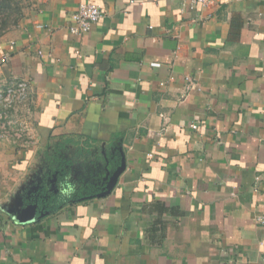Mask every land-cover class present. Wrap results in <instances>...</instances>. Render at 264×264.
<instances>
[{"label":"crops","instance_id":"0c3cea01","mask_svg":"<svg viewBox=\"0 0 264 264\" xmlns=\"http://www.w3.org/2000/svg\"><path fill=\"white\" fill-rule=\"evenodd\" d=\"M4 55L34 143L0 141V264H264V0H29ZM51 149L100 190L23 222Z\"/></svg>","mask_w":264,"mask_h":264},{"label":"trees","instance_id":"16d2710c","mask_svg":"<svg viewBox=\"0 0 264 264\" xmlns=\"http://www.w3.org/2000/svg\"><path fill=\"white\" fill-rule=\"evenodd\" d=\"M21 16L20 0H0V36L17 25ZM42 156L45 169L41 172L36 187L29 192L28 197L23 198V204H36L35 220L57 211L67 203L87 198L91 193L100 190V186L96 187L95 182L79 183L73 180L66 163L60 161L57 150H43Z\"/></svg>","mask_w":264,"mask_h":264},{"label":"rangeland","instance_id":"374dc122","mask_svg":"<svg viewBox=\"0 0 264 264\" xmlns=\"http://www.w3.org/2000/svg\"><path fill=\"white\" fill-rule=\"evenodd\" d=\"M28 2L29 0H20L22 15L28 8ZM20 19L22 20V16ZM20 83H22L21 79L0 82V93L2 94L0 101V141L7 140L13 146L20 145L21 148L22 146L32 147L34 140L32 132H30V123L33 121V116L30 107L27 109L31 97L28 93L26 98L22 99V89L19 88ZM20 172L22 174V171ZM10 175L13 176V173Z\"/></svg>","mask_w":264,"mask_h":264},{"label":"built area","instance_id":"2783aa9c","mask_svg":"<svg viewBox=\"0 0 264 264\" xmlns=\"http://www.w3.org/2000/svg\"><path fill=\"white\" fill-rule=\"evenodd\" d=\"M208 2L209 0H190L192 6H196V5L205 6L206 4H208ZM102 15L103 13L98 4L88 1L80 2L76 10L70 15L68 30L72 34H81L87 32L91 28L92 24L97 22L102 17ZM12 46H13V42L11 43V47ZM6 57L7 56L4 55L0 59L1 63L6 61ZM151 65L158 66L159 63L152 62ZM185 80H186V85L183 89L182 95L180 96V101H182L185 98V96L188 94L190 89L194 87L195 84L193 78L189 75L185 76ZM19 88L22 89V99L26 98L28 94L27 85L22 81V83L19 84ZM1 98H2V94L0 93V101ZM162 118H163V123L160 130L165 131L169 123V116L167 114H162ZM191 127L195 128L196 124H191ZM262 261L264 263V254L262 256Z\"/></svg>","mask_w":264,"mask_h":264},{"label":"water","instance_id":"95a60500","mask_svg":"<svg viewBox=\"0 0 264 264\" xmlns=\"http://www.w3.org/2000/svg\"><path fill=\"white\" fill-rule=\"evenodd\" d=\"M119 170V168H117V170H115L116 172ZM115 173V172H114ZM111 185H112V180L110 181V182H107V184H106V188L108 189V188H110L111 187ZM98 194H100V193H98ZM35 211H36V204H34V203H30L26 208H25V210L23 211L24 212V214H26L25 212H27V217H25L24 219H23V222H32V221H34L35 219H36V216H35Z\"/></svg>","mask_w":264,"mask_h":264},{"label":"flooded vegetation","instance_id":"af4514ba","mask_svg":"<svg viewBox=\"0 0 264 264\" xmlns=\"http://www.w3.org/2000/svg\"><path fill=\"white\" fill-rule=\"evenodd\" d=\"M35 187H36V185H33V187L31 186V187H28V188H27V191H26V194H25L26 197L29 196V193H28V192H29V191H32Z\"/></svg>","mask_w":264,"mask_h":264}]
</instances>
